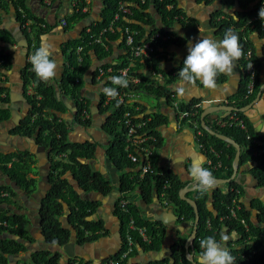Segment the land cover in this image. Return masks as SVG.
<instances>
[{
  "label": "trees",
  "instance_id": "obj_1",
  "mask_svg": "<svg viewBox=\"0 0 264 264\" xmlns=\"http://www.w3.org/2000/svg\"><path fill=\"white\" fill-rule=\"evenodd\" d=\"M1 1L7 3L6 0ZM128 1L133 2L132 13L123 15L118 21H115V31L102 34V42H98L92 36H100L102 29L111 24L115 13L118 11L119 4L117 0H103L104 7L101 20L95 21L88 28H85L80 38L70 40L63 45V52L68 63L58 84V89L53 82L45 84L40 81L32 69L31 62H28L23 72L25 85L34 83L36 92L28 94L31 105L29 115L12 132L30 137L36 135L37 144L50 149L49 182L51 187L41 199L39 218L45 241L52 247L65 246L71 240L74 231L79 244L95 241L107 233L103 221L91 219L100 205V201L92 199L89 195L99 192L105 196L112 191L115 185L103 173L92 167L91 161L96 156L97 143L90 140L70 141L68 138L73 126H91L95 118L91 115L93 112H91L90 99L83 93L85 91L83 87L91 71L95 83H98L96 76L99 75L100 69L105 71L103 78H107V80L103 84L104 88L117 87L118 93L121 91H134L155 95L158 98H163L164 102L171 107H174V102H178L181 109L198 110L199 115L197 118L200 120L201 117V108L197 107L200 100L196 99L188 103L177 101L174 98L175 91L172 85L179 81L178 73L183 68V62L187 56L182 59L179 66L166 71L164 66L166 55L162 53V48L167 49L172 45L179 46L184 42L183 38L173 31L174 24L196 30V21L187 18L179 7L178 0H145V3H142V0ZM204 1L208 2L209 0ZM235 1L223 0V3L232 6ZM238 1L242 5L243 11L235 14V16L225 14L223 18L214 17L213 27L223 37L225 32L231 28L239 35L244 55L249 49L252 51L251 60L257 73L255 84L257 89L260 65L257 62L249 35L254 30L264 34V20L259 17V10L264 7V0ZM13 2L17 9L18 20L28 34V44L34 54L40 46L42 34L47 32L50 26L41 18L27 13V17L33 18L34 24L37 26L33 36H30L27 27L23 26L27 18L23 17L20 10V8L26 9L25 0H14ZM251 3H255L253 9H249ZM84 4L86 5V2ZM169 4L173 6L169 8ZM218 14L221 15L224 12L221 11ZM88 15L89 12L77 14L79 18H86ZM156 19H161L163 26L156 25ZM69 22L70 19L67 20L66 24H69ZM126 26L138 31L137 43L142 42L141 40L144 38H150L155 32H161L165 36L169 35L170 38L168 40L157 38L153 42L157 47L156 53L151 59L146 58L143 61L140 58L133 57L130 48L125 46L124 53L120 54V59L115 63L110 59L113 54L114 42L120 38L125 45L123 30ZM0 41L4 43L10 41L7 31L4 29H0ZM80 46H82V50L79 53ZM9 55V53H6V48L0 45V60L3 61L0 66L6 60H9ZM244 55L238 61L244 67L245 72L242 97L234 103L235 107L238 108L248 104L254 96V92L246 96L249 75L247 73L248 61ZM126 67H130V79L133 80L134 76H139L141 82L135 83L128 80L129 86L127 88L113 85L110 77L121 75L119 70ZM146 67L151 71L161 72L165 78L164 83L158 80L157 75H153V73L150 75V70L149 72L148 70L145 71ZM110 68L112 71H109ZM225 78V75H220L217 82L225 81ZM106 97L102 91V100L99 102L98 111L95 113H98L97 115L107 114L102 125L106 133L111 136L106 149L107 161L114 168L123 172L118 186L123 197L119 198L115 209V214L121 222L123 245L121 250L105 259L102 264H109L111 259H117L121 256L127 248V234L129 233L132 234L136 245L128 258L136 253L137 246L146 250H159L162 247L166 229L161 222L151 221L143 216L138 204L139 196L146 203H151L155 192L159 195L163 194L174 202L178 220H195L196 217L194 207L180 197V190L184 187V184L172 170L165 169L158 163L157 148L161 144L158 128L165 122L163 114L158 111L145 113L146 108L130 97H126L123 101L117 97L105 103ZM64 98L73 100L77 108L76 112L73 113V121L70 123L62 116L70 110ZM136 106H139L140 110H137ZM84 110L89 113L88 118L84 117ZM127 111H131L134 117L137 116V119H134L136 122L143 123L139 130L140 133L156 138V141H148L144 145V147L151 150L148 159L143 149L129 144L128 127L123 119ZM233 113L244 119L248 130L237 126L227 125L222 127L220 124L213 125V128L221 134L235 139L242 145L244 152L241 153L240 164L256 161L258 164L252 168V172L258 183L264 185V154L255 155V152L261 146L254 142L255 139L264 140V136H260L250 129L248 119L243 111L238 110L233 111ZM9 116L10 113L7 109H0V121L8 119ZM248 135L250 138H248ZM202 141L208 147H214L219 152V160L222 162V166L217 170L207 168L212 171L214 176L230 177L233 172L232 161L236 153L234 145L210 134L207 130H204ZM130 154L137 156V161H133ZM148 161L151 163V170L143 174V165ZM36 163L35 154L29 150L0 153V171L9 175L28 195L34 194L38 187L37 178L30 176V174H36L37 172ZM223 172L226 173L223 174ZM68 173L72 174L71 177H68ZM77 186L81 189V192L78 191ZM7 191L9 196L0 197V264H11L19 259V256L28 250L25 241L30 240L27 215L19 212L9 215V211L2 207L5 202L14 204L12 198L18 196L12 186H0V193ZM243 192L242 185L235 180L230 181L227 191H224L219 185L203 194L196 190L195 201L200 221L196 238L193 241L195 252L200 253L202 251L199 247L202 239L214 236L219 241L223 228L230 227L240 235L236 242L241 247H231L229 249L236 258L235 264H264V245L261 240V237L264 236V203L261 201L253 202V207L258 211L256 223L251 218V211L240 201ZM210 197L213 199L216 214L207 205ZM123 199L126 201L124 207L121 205ZM233 209L237 211V217L232 215L231 211ZM242 218L246 220L248 230L241 222ZM131 220L134 221L137 227L145 230V233L150 237V242L146 243L137 230L129 228ZM128 258L124 261L126 262ZM61 259L62 254L60 251L47 248L32 253L29 264H61ZM75 260V258L70 257L68 264H74ZM80 261V264L87 263L83 259H80ZM23 264L28 263L24 262ZM153 264H192L186 256L185 241L175 242L172 247L171 258L156 261Z\"/></svg>",
  "mask_w": 264,
  "mask_h": 264
},
{
  "label": "crops",
  "instance_id": "obj_2",
  "mask_svg": "<svg viewBox=\"0 0 264 264\" xmlns=\"http://www.w3.org/2000/svg\"><path fill=\"white\" fill-rule=\"evenodd\" d=\"M13 1L14 0H6L7 3H5L0 0V29L7 31L10 40L5 43L0 41V45L6 48V53L10 54L9 60H6L3 65L0 66V109H7L10 113L8 119L0 121V153H10L17 150H29L34 153L37 160V172L36 174H30V176L37 178L38 187L34 194L28 195L18 186L20 191L23 192L22 194L27 195V199L24 201L19 191L12 186L18 193L17 197L12 198L14 204L5 202L2 205L3 208L9 211V215L19 212L27 215L29 219L27 228L29 230L30 240L25 241L28 250L21 254L19 259H16L11 264H23L24 262L29 264L32 253L47 248H52L53 250L61 252V264H68L70 257L83 259L88 264H102L105 259L115 255L121 250L123 245L121 222L115 214L117 202L122 196L118 186L120 184V176L123 172L114 168V166L112 164L110 165L107 161L106 149L109 145L111 136H109L102 127L107 114L97 115L98 113H95L98 111L96 108L98 101L96 86H101L99 83H95L96 81H93L91 71L83 87L85 90L83 93L90 99L91 108H94L92 117L95 118L91 126H73L72 130L69 132L68 138L70 141L82 142L84 140H90L96 142L98 148L95 158L91 161L92 167L103 173L105 177L110 179L115 185L112 191L105 196L101 195L99 192L89 195L92 199L100 201V205L97 207L91 219L103 221L107 233L95 241L79 244L74 238L65 246L52 247L45 241V237L40 228L39 218V205L41 199L51 187L49 182V172L51 169V162L49 160L50 149L44 145L37 144L36 135L30 137L12 132V130L29 115L31 105L28 100V94H34L36 92L34 83L25 85L24 82L23 72L28 62H30V57L33 53L28 44V34L24 31L18 20L17 9ZM178 2L179 7L183 10L187 18L196 21L197 29L193 30L189 27H182L179 24H174L173 31L178 36L182 37L184 42L179 46L172 45L167 49L162 48L164 55H166V60L164 61L166 71H170L179 66L182 59L188 55V44L190 41L194 45L201 38L207 36H212L217 40L223 39V36L218 34L213 27L214 17L223 18L225 14L235 16V14L243 11L242 5L238 0H236L232 6H227L223 3V0H209L208 2L204 0H178ZM255 3H251L249 9H253ZM25 4L26 9L20 8V10L24 11L26 14L29 13L34 17L41 18L50 26V29L44 32L41 37H46L47 42L55 49L54 57L58 61L60 67L58 78L55 79L53 84H55L58 89V84L61 81L68 63L63 52V45L70 40L80 38L85 28H88L91 23L101 20L104 7L103 0L86 1V12H89L86 18H79L77 16L72 0H25ZM219 11H223L224 14L219 15ZM29 19L31 21V30H27L30 36H33L37 26L34 24L33 18ZM62 19H66V21L70 19L69 24L64 25ZM155 23L156 25L163 26V21L161 19H156ZM25 24L23 25L24 27H26ZM249 36L254 48V53L257 57V62L260 65V70L258 73L257 89L255 87L252 100L243 106H247L243 112L248 119L250 129L254 131V133L264 136V34L254 30ZM121 41L122 40L119 38L114 42L113 54L110 56V59L115 63L120 59V54H123L125 51V45ZM147 70L149 72L150 69L146 67L145 71ZM234 70L236 75L231 77L225 75V81L217 82L218 88L215 91L205 89L202 84L197 82L195 88L186 91L185 95L181 97L174 90V86L179 83V81H177L172 85L175 91L174 98L180 102L188 103L196 99L200 100L198 103L199 108H201L200 116L207 110L208 113L205 115L206 123L208 127L214 130L213 125H217L223 120H230L233 111L227 109L215 110L214 108L213 110L212 107L222 105L235 106L234 103L242 97L245 84L244 67L237 61ZM149 73L151 75V70ZM159 73L161 74V72ZM157 77L159 81L164 83L165 78L162 74ZM103 88L104 86L102 85L101 89ZM135 94L138 97L133 98V101L143 105L146 108L145 113L158 111L164 116L165 122L158 128L161 136V144L157 148L159 165L165 169L172 170L176 177L184 184V187H195L196 182L192 180L189 169L193 162L200 163L207 168V155L199 147L194 137L193 129L190 127L179 128L177 126L176 111L174 107L167 105L163 98H158L159 102L151 106L148 102L140 99L139 93L135 92ZM67 102L70 103L72 107H75L73 100L67 99ZM138 110H140V108ZM73 113L74 112L70 109L69 112L62 116L70 123L73 121ZM260 146L262 147V145ZM241 149V153L244 152L242 145ZM259 150H261V148ZM258 151L255 152V155L264 154L260 151V153H258ZM234 160L235 157L232 161L233 172ZM257 164L256 161H248L245 164H240L239 162L237 176L233 179L242 185L244 192L240 196V201L251 211V218L256 223L258 211L253 207V202L261 201L264 203V185L258 183L256 176L252 172V168ZM139 167L141 168V166ZM225 173L226 172H223V174ZM67 175L71 177L72 174L68 173ZM9 179H11L9 175L0 171V186H11L8 183ZM11 181L13 180L11 179ZM229 183L220 184L219 186L224 191H227ZM7 193L9 196L8 191ZM186 196L195 200L196 189L188 191ZM16 198L21 199L20 202L22 205L16 202ZM138 204L145 218L163 224L166 229V236L159 250H146L145 248L137 246L136 253L122 264H153L156 261L171 258L172 247L175 242L179 240L185 241L186 256L190 259L192 264H195V260L200 253L195 252V249L189 242L194 229V220H178L174 202L163 194L159 195L157 192L154 193L151 203H146L141 196H139ZM207 205L213 213H217L214 209L212 197L209 198ZM66 225L68 224L66 223ZM223 232L229 236L226 242L228 249L231 247H241V245L236 242L240 237L236 230L230 227H224ZM261 240L264 245V236L261 237ZM145 242L148 243L150 240ZM190 253L192 254L191 256H189Z\"/></svg>",
  "mask_w": 264,
  "mask_h": 264
},
{
  "label": "clouds",
  "instance_id": "obj_3",
  "mask_svg": "<svg viewBox=\"0 0 264 264\" xmlns=\"http://www.w3.org/2000/svg\"><path fill=\"white\" fill-rule=\"evenodd\" d=\"M259 17L264 20V7L259 10ZM55 49L41 37L40 46L30 57L32 69L36 77L45 84H51L58 78L59 63L54 57ZM244 55L239 35L229 28L223 39L217 40L212 36L201 38L194 45L188 44V55L179 71V83L174 90L183 97L186 91L197 86V82L205 89L215 91L218 88L217 78L220 75H236L235 67ZM111 83L118 87L127 88L129 81L126 74L110 77ZM104 94L112 99L119 95L117 87L103 88ZM119 103V101H117ZM189 174L196 182V190L201 194L213 190L217 184L216 177L211 170L202 164L193 162ZM229 236L222 232L218 241L214 236L202 239L199 247L202 249L195 260V264H235V257L229 251L226 242ZM190 242V241H189ZM192 254L190 253L189 256Z\"/></svg>",
  "mask_w": 264,
  "mask_h": 264
},
{
  "label": "built area",
  "instance_id": "obj_4",
  "mask_svg": "<svg viewBox=\"0 0 264 264\" xmlns=\"http://www.w3.org/2000/svg\"><path fill=\"white\" fill-rule=\"evenodd\" d=\"M87 0H72L73 6L75 7V13L78 14L80 12L85 13L87 11L86 5L84 4ZM118 1V11L115 13L114 15V19L112 20L111 24L106 27L103 28L102 31L100 32V36H95L93 35L92 37L95 38V40H97L98 42H102V34L108 32V31H115L114 28V24L115 21H118L123 15L126 14H131L132 13V6H133V2L128 1V0H117ZM142 3H145V0H142ZM173 5L169 4L168 7L171 8ZM21 12L23 13V17L27 18L26 24L25 26L27 27V29L30 31L31 30V21L30 19L27 17V14L21 10ZM62 23L64 25H66L67 21L66 19H62ZM90 32V29L88 30ZM138 36V31L135 29H131L129 26H126L125 29L123 30V38L125 39V46L129 47L132 53V56L135 58H140L142 61L145 60L146 58L151 59L152 56L156 53V49L157 47L153 44V42L157 39V38H162L163 40H168L170 38L169 35H163L161 32H155L150 38H144L143 40H141L142 42L137 43L136 42V37ZM82 50V46L79 47L78 52L80 53V51ZM245 58L248 61V69H247V73L249 75V80L247 83V89H246V96L252 94L254 92L255 89V84H256V80H257V73H256V69L254 67V64L251 60L252 58V51L249 49L246 53H245ZM2 62V60L0 61V63ZM101 74H99L97 76V80L98 79H102L103 76L105 75V71L103 69H100ZM109 71H112V69H109ZM130 67H126V68H122L119 70V73L121 74H126V78L128 80H132L130 79ZM151 73H153V75H157L160 76L161 74L159 72H156L155 70L151 71ZM78 81V79H77ZM133 82L135 83H139L141 82V78L139 76H134L133 77ZM119 99L121 101H123L126 97H130V98H135L138 97L136 96L135 92H123L121 91L118 95ZM112 98L106 97L105 102L108 103ZM174 109L176 111L177 114V126L179 128L182 127H190L193 129L194 131V137L199 145V147L201 148V150L207 155V161H206V166L210 167L213 170H217L222 166V162L221 160H219L220 158V154L219 152H217V150L214 147H208L203 141H202V137L204 134V130H206L202 124L201 121L197 118V116L199 115V111L198 110H192V109H181L178 102H174ZM197 107H199V104L197 105ZM140 107L136 106V109L138 110ZM84 117L88 118L90 115L89 113L84 110L83 112ZM124 122L126 124V126L128 127V141L130 143V145L143 149L145 151V155L147 157V159L149 158V155L151 153V150L147 147H144L145 143L148 141H156V138L153 136H148L145 134L140 133V128L142 126L143 123H139L136 122L134 119H137V116H133L131 111H127L124 114ZM218 124H220L221 126H237L240 127L244 130H248L247 125L244 121V119H242L241 117H239L236 113H233L231 115V119L228 121H221ZM248 138H250V136L248 135ZM255 143L262 145L261 150H259L261 153H264V141H260L255 139L254 140ZM258 151V153H260ZM131 159L133 161H137V156H135L134 154H130ZM143 173L151 170V163L148 161L146 164L143 165ZM8 193L7 192H1L0 193V197L1 196H7ZM126 204V201L123 199L121 201V205L124 207V205ZM232 215L234 217H237V211L235 209H233L232 211ZM241 222L246 226V230H248L247 227V223L246 220L244 218L241 219ZM6 224V223H5ZM129 228L133 229V230H137L141 236V238L144 241H149L150 237L145 233V230L137 227L134 223L133 220L130 221L129 224ZM196 238V237H195ZM193 239L191 237L190 239V243L193 246ZM136 243L135 240L132 236V234H127V248L126 250H124L121 254V256L117 259H111L109 264H120L122 261H124L126 258L129 257L130 253L133 252L134 247H135ZM75 262L74 264H80V259L75 258ZM88 264V263H85Z\"/></svg>",
  "mask_w": 264,
  "mask_h": 264
},
{
  "label": "water",
  "instance_id": "obj_5",
  "mask_svg": "<svg viewBox=\"0 0 264 264\" xmlns=\"http://www.w3.org/2000/svg\"><path fill=\"white\" fill-rule=\"evenodd\" d=\"M64 101L66 103V105L73 111V112H76L77 108L76 107H72L70 103L67 102V99L64 98ZM215 109V110H219V109H227L229 111H244L247 106L245 107H235V106H232V105H222V106H214L212 107V109ZM213 109V110H214ZM210 110V109H209ZM208 113V111H204L202 116H201V122H202V126L212 135H215L217 136L218 138L222 139V140H225V141H228L230 143H232L236 149H237V152H236V156H235V160H234V172L232 173L231 177L229 178H216L217 180V184L216 185H220V184H224V183H229L231 180L235 179V177L237 176V173H238V169H239V162H240V154H241V145L236 142V140H234L233 138L227 136V135H224V134H221V133H218L216 132L215 130L211 129L210 127H208L207 123H206V120H205V115ZM50 168V167H49ZM11 186H13L17 191H19V193L22 195L24 201L25 199H27V195L25 194H22L23 192L20 191L17 183L15 181H11V179H9V182H8ZM77 189L79 192H81V189L77 186ZM196 189V186L195 187H184L182 190H180V197L184 200H186L188 203H190L194 209H195V213H196V217H195V220H194V229H193V233H192V239L194 240L196 235H197V231H198V225H199V221H200V218H199V213H198V207H197V203L195 200L193 199H190L188 198L186 195H187V192L188 191H193ZM41 206V203L40 205ZM76 239L77 236H76V233L74 231L73 235H72V239Z\"/></svg>",
  "mask_w": 264,
  "mask_h": 264
},
{
  "label": "rangeland",
  "instance_id": "obj_6",
  "mask_svg": "<svg viewBox=\"0 0 264 264\" xmlns=\"http://www.w3.org/2000/svg\"><path fill=\"white\" fill-rule=\"evenodd\" d=\"M172 48V47H171ZM162 53H163V51H162ZM141 60V59H140ZM111 69V68H110ZM99 74H101V71L99 72ZM106 80H107V78H102V79H98L97 80V82L100 84V86L102 87V85L106 82ZM97 83V84H98ZM101 87H99V85H97L96 86V89H97V96H98V101H97V107H98V104H99V102L102 100V98H101V94H102V91H103V89H101ZM139 96H140V99L141 100H144V101H146V102H148L151 106H153V105H155V104H157L158 102H159V99H158V97L157 96H155V95H150V94H147V93H144V92H139ZM178 101V100H177ZM106 103V102H105ZM105 105V104H104ZM96 107V108H97ZM92 110H91V112H93L94 111V108H91ZM91 115H93L92 113H91ZM21 201V199L20 198H16V202L17 203H19V204H21L22 205V203L20 202Z\"/></svg>",
  "mask_w": 264,
  "mask_h": 264
}]
</instances>
